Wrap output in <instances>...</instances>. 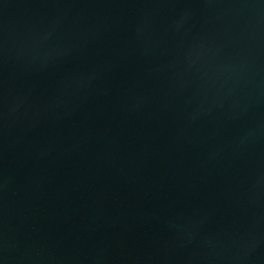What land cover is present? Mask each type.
Listing matches in <instances>:
<instances>
[{
    "label": "water",
    "instance_id": "water-1",
    "mask_svg": "<svg viewBox=\"0 0 264 264\" xmlns=\"http://www.w3.org/2000/svg\"><path fill=\"white\" fill-rule=\"evenodd\" d=\"M0 264H264V0H0Z\"/></svg>",
    "mask_w": 264,
    "mask_h": 264
}]
</instances>
